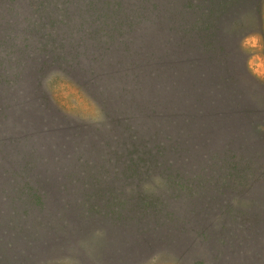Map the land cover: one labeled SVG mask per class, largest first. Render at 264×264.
I'll return each mask as SVG.
<instances>
[{
	"label": "rangeland",
	"instance_id": "374dc122",
	"mask_svg": "<svg viewBox=\"0 0 264 264\" xmlns=\"http://www.w3.org/2000/svg\"><path fill=\"white\" fill-rule=\"evenodd\" d=\"M29 1L16 18L0 5V264H264L262 225L225 226L243 214L251 225L250 214L264 218L246 205L264 204V181L231 191L224 146L232 127L213 123L215 103L201 99L212 98L202 93L213 73L190 75L180 101L133 86L107 58L86 73L70 56L60 59L73 51L59 42L93 41L90 32L112 18L107 0ZM260 7L262 29L240 47L264 83V0ZM28 25L31 37L20 31ZM107 45L116 58L118 47ZM243 141L231 150L236 165L264 169V150ZM224 202L222 219L216 206ZM134 233L154 240L153 251L128 244Z\"/></svg>",
	"mask_w": 264,
	"mask_h": 264
},
{
	"label": "trees",
	"instance_id": "16d2710c",
	"mask_svg": "<svg viewBox=\"0 0 264 264\" xmlns=\"http://www.w3.org/2000/svg\"><path fill=\"white\" fill-rule=\"evenodd\" d=\"M260 2L261 0H107L108 9L113 11L112 18L107 20L104 17L105 21L103 19L96 26L94 34L93 31L90 32L93 41L61 40L59 43L70 46L73 54L64 51L59 57L63 59L70 56L77 64L81 62V65L87 66L86 73H95L97 63L100 65L105 58L107 67H112L116 61L114 71L129 74L133 86L141 87L143 91L157 90L162 96L168 95L172 101L183 98V85L193 81V73L200 76L212 72L215 78L221 72L220 79L213 78L202 93L212 98H201L202 95H199L197 99L200 97L215 103L214 107H209L218 114L210 115L213 123L219 125L218 121L221 119L228 121L232 127V137L224 146L228 150L224 154V162L226 168L230 167L227 170H231V176L236 180L230 186L231 191L243 194L245 186L249 185L251 190L254 183L264 181L263 168L254 167L248 161L238 167L236 156L231 152L243 139L248 141L253 138L256 140L255 150H264V111L261 110L264 108V83L249 72L246 56L240 47L242 40L252 35L255 28L257 31L262 29ZM29 3L33 4L29 0H0L5 13L8 12L15 18L25 13L24 7ZM21 4L24 7L20 8ZM12 17L9 24L8 21L4 22L7 28L14 26ZM30 26L33 27V24ZM30 26L20 28V31L29 29L25 33L27 37H31L34 32ZM43 27L45 26H40ZM1 29L0 27V31ZM38 29L39 27L35 28L36 32ZM52 30L53 33L47 36L54 34L55 29ZM62 33L69 38L65 30L62 29ZM107 43L118 47L116 58L110 56L112 49ZM211 87L215 88H212V93ZM173 89L176 91L174 94L171 93ZM247 97H255L256 105L252 103L254 107ZM222 104L223 109L219 108ZM238 118L241 123L237 130L234 126ZM244 157V160L250 158ZM251 159L254 160L253 156ZM224 204L222 207L216 206L221 209L217 211L222 214V219L230 213L229 205L226 202ZM246 205L250 211L264 210L262 202H246ZM257 214L254 212L249 215L254 225L247 222L245 214H241L240 219L225 222V226L240 231L249 230V226L264 227L263 216ZM151 241L154 240L142 233H134L128 244H133V247L139 248L137 250L143 253H150L153 251L149 248L153 246ZM244 244L249 246L247 239ZM110 251L118 253L120 249L114 246ZM203 262L209 264L206 260L199 261ZM197 263L195 260L192 262ZM178 264L187 263L179 259Z\"/></svg>",
	"mask_w": 264,
	"mask_h": 264
},
{
	"label": "crops",
	"instance_id": "0c3cea01",
	"mask_svg": "<svg viewBox=\"0 0 264 264\" xmlns=\"http://www.w3.org/2000/svg\"><path fill=\"white\" fill-rule=\"evenodd\" d=\"M259 67V66H258Z\"/></svg>",
	"mask_w": 264,
	"mask_h": 264
}]
</instances>
